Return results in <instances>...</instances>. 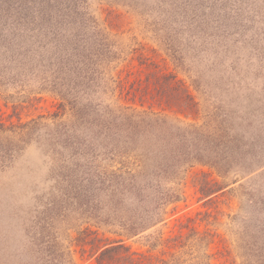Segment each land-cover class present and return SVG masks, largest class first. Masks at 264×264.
I'll return each mask as SVG.
<instances>
[{"label":"rangeland","instance_id":"1","mask_svg":"<svg viewBox=\"0 0 264 264\" xmlns=\"http://www.w3.org/2000/svg\"><path fill=\"white\" fill-rule=\"evenodd\" d=\"M89 17L107 28L118 52L90 121L114 126L103 136L95 124H69L70 116L63 126L44 120L34 141L0 166V264H97V248L121 237L157 259L171 250L160 245L161 232L193 226L210 234L217 264H256L264 255V0H0V122L26 123L58 109L57 85L17 69L11 50L51 35L40 21L48 31L56 21L79 33L75 18L86 25ZM118 76L130 90L148 84L149 93L120 95ZM180 84L194 106L170 97ZM161 113L182 128L217 126L224 142L212 143L219 145L205 162H184L181 198L166 221L127 238L124 223L146 217L158 192L114 193L89 181L132 166L138 150L127 142L128 119ZM177 145H184L179 138Z\"/></svg>","mask_w":264,"mask_h":264},{"label":"trees","instance_id":"2","mask_svg":"<svg viewBox=\"0 0 264 264\" xmlns=\"http://www.w3.org/2000/svg\"><path fill=\"white\" fill-rule=\"evenodd\" d=\"M75 20L80 24L79 33L75 30L67 33L66 30L57 28L61 23L56 21V28L48 31L49 28L45 27L48 21H40L43 30L51 32V35L41 32L43 38H39L40 34L36 37L42 41L39 44L36 40L31 44L26 40L17 51L11 50L12 59H16V64L13 60L12 62L17 69L27 67L28 71L42 72L43 79L48 76L45 80L57 85L55 90H57L58 109L49 116L43 114L40 119L26 123L0 122V166L5 165L32 140L34 141V136L44 120H59V126H63L68 122L64 116H70L72 120L69 119V124L72 125L78 120H81L86 127L95 124L90 121L89 110L92 108L94 97L104 92L105 79L109 78L107 77L109 70L118 58V52L111 34L102 24L91 17L87 19L86 25H82L84 23L77 18ZM35 23L33 21L27 25L33 29L34 26L31 25ZM21 74L27 75L28 72ZM156 76V82L160 83V75ZM166 78L171 87L172 82L168 76ZM115 80L120 95H123L124 91L128 93L132 90H134L132 95L149 93L144 89L148 88V84H143L141 81L140 86L130 90L128 80L125 81L121 76ZM173 89L175 91L170 96L172 99L186 100L191 107L195 105L183 84L173 86ZM148 114L152 116L147 112L144 115ZM156 117L155 119L143 117L139 118V121L128 119L132 121L125 125L129 129L128 144L134 146V150H138V153L133 154L135 161H132V166L124 165L113 171L111 175L102 174L97 177L94 173V179L89 181L91 186L95 185L114 193H141L152 188L158 192L159 196L152 200L154 207L146 217L141 216L139 219L132 217L124 223L123 229L127 238L166 221L168 206L181 198L179 180L184 162H205V153L216 149L219 145L212 143L224 142L223 130L217 126L206 122L201 124L184 122L185 127L182 128L177 122H169L167 114H157ZM125 121L127 116L123 117L120 123L123 124ZM95 125L100 126L103 136H108L111 132L110 126H114V123L110 126ZM139 133L143 135L141 147L137 146ZM178 138L182 140L183 147H178ZM134 163L140 168L137 172ZM170 182L176 185L168 186ZM219 190L220 186L213 189L210 194ZM143 200L144 198L140 197V201ZM209 235L208 232H201L194 226L189 232L181 231L168 236L161 232L160 245L169 246L171 250L162 252L157 259L152 254L133 251L121 237L97 248L99 254L96 262L97 264H217L209 251L211 245V241L208 240ZM256 264H264V255H258Z\"/></svg>","mask_w":264,"mask_h":264}]
</instances>
